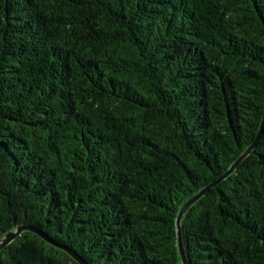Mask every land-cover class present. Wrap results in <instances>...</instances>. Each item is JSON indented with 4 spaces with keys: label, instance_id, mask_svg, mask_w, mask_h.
Listing matches in <instances>:
<instances>
[{
    "label": "trees",
    "instance_id": "obj_1",
    "mask_svg": "<svg viewBox=\"0 0 264 264\" xmlns=\"http://www.w3.org/2000/svg\"><path fill=\"white\" fill-rule=\"evenodd\" d=\"M264 117V0H0V239L183 264L180 208ZM190 264H264V133L184 215ZM0 264H80L24 231Z\"/></svg>",
    "mask_w": 264,
    "mask_h": 264
},
{
    "label": "water",
    "instance_id": "obj_2",
    "mask_svg": "<svg viewBox=\"0 0 264 264\" xmlns=\"http://www.w3.org/2000/svg\"><path fill=\"white\" fill-rule=\"evenodd\" d=\"M264 133V117L260 126V130L258 132L257 137L253 141V143L236 159V161L231 165L229 170L225 172L222 176H220L217 180L213 181L209 185L202 188L198 193L193 195L190 199H188L185 204L180 208L177 219H176V226H177V237H178V248L179 252L182 258L183 264H190L189 259L185 250L184 242H183V235H182V220L185 215V213L192 208L193 205H195L205 194L214 186L219 184L222 180L226 179L230 175H232L235 170L241 165V163L245 160L246 157H248L255 147L258 145V142L260 141L262 135ZM32 231L40 235L42 238H44L46 241L59 246L60 248H63L64 250H67L70 252L80 264H87L85 261L81 259L79 255H77L75 252L71 251L69 248L65 246H61L56 244L47 234H45L43 231L39 230L38 228L32 226V225H24L18 227L16 230L8 232L3 238L0 239V251L5 248L7 245H9L13 240H15L19 235H21L24 231Z\"/></svg>",
    "mask_w": 264,
    "mask_h": 264
}]
</instances>
